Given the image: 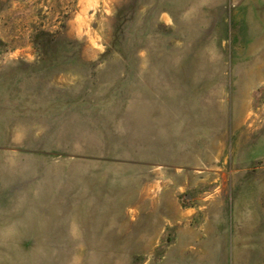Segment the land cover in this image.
<instances>
[{"label": "rangeland", "instance_id": "obj_1", "mask_svg": "<svg viewBox=\"0 0 264 264\" xmlns=\"http://www.w3.org/2000/svg\"><path fill=\"white\" fill-rule=\"evenodd\" d=\"M0 264H264V0H0Z\"/></svg>", "mask_w": 264, "mask_h": 264}]
</instances>
